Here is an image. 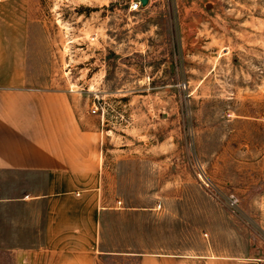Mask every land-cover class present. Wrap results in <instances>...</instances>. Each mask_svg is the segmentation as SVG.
Here are the masks:
<instances>
[{"label":"rangeland","instance_id":"rangeland-1","mask_svg":"<svg viewBox=\"0 0 264 264\" xmlns=\"http://www.w3.org/2000/svg\"><path fill=\"white\" fill-rule=\"evenodd\" d=\"M5 1L32 90L94 129L97 264H264V0Z\"/></svg>","mask_w":264,"mask_h":264},{"label":"crops","instance_id":"crops-1","mask_svg":"<svg viewBox=\"0 0 264 264\" xmlns=\"http://www.w3.org/2000/svg\"><path fill=\"white\" fill-rule=\"evenodd\" d=\"M10 7L0 2V251L12 264H97L107 250L99 252L106 207L94 129L74 123L55 93L32 90L21 55L25 29ZM186 263L138 257V264Z\"/></svg>","mask_w":264,"mask_h":264},{"label":"built area","instance_id":"built-area-1","mask_svg":"<svg viewBox=\"0 0 264 264\" xmlns=\"http://www.w3.org/2000/svg\"><path fill=\"white\" fill-rule=\"evenodd\" d=\"M139 5H140L139 2H134V3H131V4H130V7H131V9L136 10V9L139 8ZM96 108H97V107H96ZM93 111H96V109L94 108Z\"/></svg>","mask_w":264,"mask_h":264},{"label":"water","instance_id":"water-1","mask_svg":"<svg viewBox=\"0 0 264 264\" xmlns=\"http://www.w3.org/2000/svg\"><path fill=\"white\" fill-rule=\"evenodd\" d=\"M142 5H145L147 3V0H140ZM210 4H207L206 8H209Z\"/></svg>","mask_w":264,"mask_h":264}]
</instances>
